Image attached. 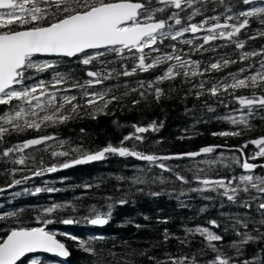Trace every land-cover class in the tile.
Instances as JSON below:
<instances>
[{"label":"snow or ice","instance_id":"obj_1","mask_svg":"<svg viewBox=\"0 0 264 264\" xmlns=\"http://www.w3.org/2000/svg\"><path fill=\"white\" fill-rule=\"evenodd\" d=\"M253 23L258 25L255 30L252 29ZM257 38H264V0H0V106L6 108L0 111V158L24 166L12 168L10 174L13 176L23 171L29 162L37 163L36 157L25 151L27 149L43 150L56 159L64 158L58 165L37 167L36 170L29 168L32 176L103 161L109 155L143 161L146 166L138 168L131 178L117 176L116 179L130 181L137 192L144 191L141 186L157 182L161 185L178 182L187 186L181 188L179 196L198 193L202 199L213 200L215 197L208 193H215L244 211L230 215L221 213L226 217L224 224L211 219L207 221L211 227H185L183 238L164 229L160 242L164 244L178 239L180 245L189 247L196 236L201 237L203 246L195 253H165L164 259L146 252L139 255L147 256L151 264H264V174H256V169L264 168V164L250 162L264 159V135L246 141L236 149L239 156L230 157L223 153L212 155L223 145H209L198 151L175 154L137 150L146 142L145 133L158 132L163 127V122L159 121H152L147 126L132 124L134 131L125 135L118 146L109 143L97 150L86 149L83 143L47 133L12 145L7 139L28 131L43 132L46 128L80 118L81 113L92 119L98 114L107 115L109 105L122 106L123 98L132 93L140 97L131 101L133 106L149 97L160 103L177 91L174 85L167 90L160 85L176 80H180L182 86H189L185 96L194 95L200 100L207 95L229 109L226 115L216 119L227 121L234 129L214 132L213 136H243L254 129L252 121L257 117L264 121V45L259 49H247V42ZM166 41L171 43L166 45ZM217 41L223 43L217 44ZM232 46V54L220 51ZM164 47L169 50L165 51ZM205 53L213 55L207 60L193 58ZM110 54L124 63L118 68L111 67L114 61L107 59ZM37 56L75 58L79 64L91 66L85 72L88 79L81 83L71 73L55 71V60L38 61ZM128 61H131V67ZM235 64L242 66L221 77L212 76V73L223 72ZM158 68L160 74L151 80H137L135 86L125 82L120 95L116 94L118 85L90 91L104 85L105 81L153 72ZM49 70L53 71L51 80L36 79L37 75ZM29 80L33 82L28 83ZM72 89L80 90L83 103L78 102L77 96L69 94ZM242 90L250 94H243ZM232 102L238 107H232ZM204 106L208 112H215L207 101ZM84 131L81 129V133ZM129 141L136 143L128 147L126 142ZM249 144L256 148L251 156L245 152ZM202 156L206 158L196 160ZM182 159L195 161L188 169L192 173L191 179L178 170L179 165L166 163ZM39 164L43 165V157ZM221 165L228 169L238 166L242 173L216 176ZM153 168L169 175L150 174ZM30 178L24 176L23 181ZM21 183L22 180L13 179L7 187ZM93 186L90 183L83 185L85 189ZM42 191L58 189L37 187L31 194ZM172 191L175 192V188ZM150 195L156 197L161 192L151 191ZM105 199L106 211L93 205L83 220L92 226H106L112 219L115 205L128 203L127 198ZM181 206L186 207L183 202ZM67 207L79 211L73 204L53 203L42 209V217L52 216ZM204 211V208L200 209L201 213ZM16 216L15 211L2 213L0 220ZM41 222L49 225L54 221L41 218ZM60 222L68 225L78 221L65 218ZM157 222L166 224L168 219H158ZM221 227L225 234L235 238L226 242L224 235L212 230ZM70 238L77 241L83 253L92 257L90 264H112L95 244L102 237ZM158 246L159 243L155 245ZM249 247L253 248L251 255L248 254ZM37 253L63 258L70 255L65 243L45 227H12L0 237V264H25V261L27 264H43L39 256L30 255ZM115 255L108 251V256L113 259ZM125 264L135 262L126 260Z\"/></svg>","mask_w":264,"mask_h":264},{"label":"trees","instance_id":"obj_2","mask_svg":"<svg viewBox=\"0 0 264 264\" xmlns=\"http://www.w3.org/2000/svg\"><path fill=\"white\" fill-rule=\"evenodd\" d=\"M257 27L258 25L253 23L252 29L255 30ZM169 43L171 41L165 42L166 45ZM216 43L222 44L223 42L217 41ZM261 45H264V38H257L247 42V49H259ZM180 47L187 48L186 45H180ZM233 48L234 46L221 49L220 51L232 54ZM164 50L167 51L169 49L164 47ZM211 55L213 54L205 53L203 56L197 55L193 58L207 60ZM36 59L41 60L38 57ZM107 59L114 61L111 67L118 68L120 64L124 63V61L111 54ZM54 60L57 62L55 71L71 73L81 83L88 79L85 72L91 66L79 64L75 58L71 60L65 58ZM128 66H132L131 61H128ZM241 66V64L232 65L224 69L223 72L212 73V76L221 77L227 72H235ZM160 71L161 69L158 68L153 72L140 73L132 77L121 76L118 79L105 81L104 85L96 86V89H90V91L103 90L105 87L118 85L119 91H116V94L120 95L124 91L125 82L135 86L137 80H151L153 76L160 74ZM52 76L53 71L49 70L46 73L37 75L36 79L51 80ZM32 82V80L28 81V83ZM170 85H174L177 91L162 99L160 103H155L149 97L147 101L141 99L139 104L133 106L131 101L140 99V97L132 93L128 97L123 98L122 106L116 103L109 105V114L107 115L98 114L95 119H92L89 115L81 113L80 118L69 120L67 123L54 128H46L43 132L28 131L18 136L12 135L7 138L9 145L47 133L75 143H83L86 149L97 150L109 143L118 146L125 135L134 131L131 127L132 124L139 123L147 126L152 121H159L163 122V127L158 132L149 131L145 133L146 142L140 144L137 150L152 151L158 154H175L198 151L201 147L209 145H223L224 147L218 149L214 154L227 152L234 155L236 149L246 141L264 135V121L257 117L252 121L255 125L254 129L251 132H246L243 136H213L212 133L214 132L234 129V126L227 121L216 119L217 116L226 115L229 109L207 95L200 100H197L194 95L185 96V91L189 86H182L180 80L174 82L165 81L160 86L167 90ZM242 91L243 94H250L247 90ZM69 94L77 96L78 102L83 103L79 89H72ZM205 101L215 108L214 113L207 111L204 106ZM231 106L238 107L234 102L231 103ZM4 110H6L5 106H0V111ZM81 129L85 130L84 133H81ZM180 137L191 138L181 139ZM133 143L136 142H126L128 147H131ZM246 149L255 150L256 148L249 144ZM25 151L35 156L37 163L34 165L29 162L23 171L16 172L14 176L10 174V170L14 167L24 166H16L7 159L0 158V189H4V191H0V214L13 211L18 213V216L11 219L0 220V237H3L12 227L44 226L47 231L55 233L58 240L65 243L70 255L64 262H57L45 255H37L43 264H90L92 257L79 249L77 241L70 238L72 236L84 240L102 237V239L96 240L95 244L103 250L104 255L112 261V264H125L126 260L134 261L135 264H151L147 256L139 255L141 252L155 255L160 259L165 258V253L192 254L203 246L201 237L196 236L189 247L180 245L178 239H172L167 244H164L160 243L164 229L167 228L176 237L183 238L185 227L194 228L197 225L211 227L207 224V221L211 219H216L224 224L227 222L226 217H222L221 213L228 215L237 213L236 205L230 204L226 199L216 196L215 193H208V195L215 197L213 200L202 199L198 193H186L184 196H179L181 188L186 189L187 186L178 182L164 185L157 182L141 186L144 191L137 192L135 186L130 184V181L116 179L117 176L131 178L136 174L138 168L146 166L145 162H138L131 157L122 158L116 155H109L107 159L96 164L75 167L65 172H57L51 175L45 173L42 176H32L31 171L28 170L29 168L36 170L37 167L52 164L58 165L63 162L64 158H52L43 150L27 149ZM41 157H43V165L39 164ZM191 162L183 159L178 161L171 160L166 163L183 167L184 163L186 165ZM226 169L230 171V169ZM234 169H232V173ZM178 170L182 169L179 168ZM182 171L184 175L191 179L192 173L189 170L183 169ZM225 173L226 170L224 168L218 167L216 176H224ZM150 174L169 175L161 173L156 168H153ZM24 176H30L31 178L23 181ZM216 176H213V178H216ZM13 179L22 180V183L11 188L7 187ZM89 183L94 186L90 189H85L83 185ZM95 185H99V187ZM37 187L42 189L54 188L58 189V191H42L35 195L31 194ZM173 188H175V192L172 191ZM151 191L161 192V195L154 197L150 195ZM106 197H113L114 200L127 198L128 203L123 206L115 205L112 219L108 225L94 227L87 224L83 220L87 210L91 206L96 205L106 211ZM181 202L186 207L181 206ZM53 203L73 204L79 211L74 212L70 207H67L57 211L52 216L42 217V209L49 207ZM221 204H223V207H221ZM201 208L205 209L203 213L200 212ZM242 211L244 210H238V212ZM145 217H149V219H145ZM41 218H50L54 222L44 225L41 222ZM65 218H72L78 222L71 225L60 222ZM164 218L168 219V223L157 222L158 219ZM136 225H141V227L138 228ZM212 230L224 235L226 242L235 238L233 235L225 234L223 227ZM158 243L159 246L155 247ZM109 250L116 254L115 259L108 256ZM133 252V255H129V253ZM252 252L253 248L249 247L248 254L251 255ZM25 264H27V261H25Z\"/></svg>","mask_w":264,"mask_h":264},{"label":"water","instance_id":"obj_3","mask_svg":"<svg viewBox=\"0 0 264 264\" xmlns=\"http://www.w3.org/2000/svg\"><path fill=\"white\" fill-rule=\"evenodd\" d=\"M37 57H39V58H55V59H57L58 57H46V56H37ZM66 59H73V58H66ZM203 157V156H202ZM198 158H201V157H197L196 159H198ZM134 160H136L135 158H133ZM136 161H138V160H136ZM99 162H101V161H98V162H93V163H89V164H85V165H77V166H74V167H72V168H75V167H82V166H88V165H92V164H96V163H99ZM138 162H143V161H138ZM72 168H68V169H60V170H58V171H56V172H53V173H48L47 175H51V174H54V173H57V172H65V171H67V170H69V169H72ZM68 225H71V224H68ZM94 227H100V226H94ZM104 227V226H103ZM46 229V228H45ZM30 255H45V256H48V257H50V258H52V259H54L55 261H57V262H64L65 260H67V258H63V257H58V256H55L54 254H50V253H37V254H30Z\"/></svg>","mask_w":264,"mask_h":264},{"label":"flooded vegetation","instance_id":"obj_4","mask_svg":"<svg viewBox=\"0 0 264 264\" xmlns=\"http://www.w3.org/2000/svg\"><path fill=\"white\" fill-rule=\"evenodd\" d=\"M255 151H256V149L255 150L245 149V152H246V154L248 153L247 154L248 156L249 155L250 156L253 155ZM250 152H251V154H250ZM234 155L235 156H239V152L236 151V153ZM250 162L258 163V164H264V159H260V160H256V161H250ZM233 168H235V169H234V172L232 173L231 171H232ZM233 168H231L230 171L229 170H226V173H225L224 176L239 175V174L242 173V170L238 166H235L234 165ZM256 174H258V175L264 174V168H258V169H256ZM240 210H243V209H240Z\"/></svg>","mask_w":264,"mask_h":264},{"label":"rangeland","instance_id":"obj_5","mask_svg":"<svg viewBox=\"0 0 264 264\" xmlns=\"http://www.w3.org/2000/svg\"><path fill=\"white\" fill-rule=\"evenodd\" d=\"M39 58V57H38ZM41 60H45V59H47V60H54V59H51V58H40ZM39 61V60H38ZM221 153H219V154H212L213 156H219ZM223 155L224 156H226V157H230V156H233L232 154H230V153H227V152H223ZM206 158V157H205ZM205 158H203V159H205ZM188 160V159H187ZM197 161H198V159H196ZM188 161H190V160H188ZM195 163V161L194 162H191L190 164L188 163V164H186L185 165V163H184V166L183 167H180V169H189V167L191 168L192 166H193V164ZM201 167H204V165H200ZM220 168H224V170H227L224 166H219ZM234 167V166H233ZM235 208H237V212H238V210H240V208H238L237 206L235 207Z\"/></svg>","mask_w":264,"mask_h":264},{"label":"bare ground","instance_id":"obj_6","mask_svg":"<svg viewBox=\"0 0 264 264\" xmlns=\"http://www.w3.org/2000/svg\"><path fill=\"white\" fill-rule=\"evenodd\" d=\"M219 153H221V152H217L216 154H219ZM215 154V155H216ZM248 154V153H247ZM250 156V155H249ZM183 160V159H182ZM184 160H187V159H184ZM189 160V159H188ZM175 161V160H174ZM178 161V160H177ZM190 161H192V162H194L193 160H190ZM169 162V161H168ZM175 163V162H174ZM180 164V163H179ZM219 167V166H218ZM220 168V167H219ZM232 174V173H231ZM87 223V222H86ZM88 224V223H87ZM90 225V224H89ZM86 226H88V225H86ZM87 228V227H86ZM91 235V234H90Z\"/></svg>","mask_w":264,"mask_h":264}]
</instances>
